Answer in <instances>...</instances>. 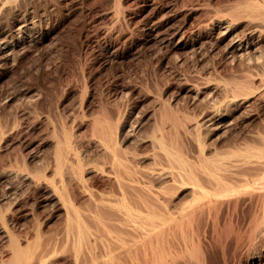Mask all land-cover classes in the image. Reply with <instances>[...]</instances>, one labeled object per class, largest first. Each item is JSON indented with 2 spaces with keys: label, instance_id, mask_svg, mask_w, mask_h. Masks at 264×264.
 I'll use <instances>...</instances> for the list:
<instances>
[{
  "label": "rangeland",
  "instance_id": "obj_1",
  "mask_svg": "<svg viewBox=\"0 0 264 264\" xmlns=\"http://www.w3.org/2000/svg\"><path fill=\"white\" fill-rule=\"evenodd\" d=\"M4 1L1 38H11L17 19L25 16L40 23L43 35L0 68V210H5L18 237L40 223L46 235L56 233L64 213L42 187L22 176L9 177L8 168L42 169L52 159L51 127L64 122L76 132L75 144L85 149L81 151L93 154L97 147L90 123L102 109L119 117L124 136L135 137L152 131L164 102L190 128L203 121L206 144L224 153L226 160L249 159L252 164L264 160L257 151L264 142V36L261 49L233 60L224 49L225 41L216 37L219 30L211 28L213 13L217 9L226 13L225 5L236 0H18V7ZM245 23H236V29L243 30ZM154 24L162 31L180 26V32L166 40L155 38L146 34ZM208 31H213L211 37L203 36ZM250 74L254 83L242 93L233 92L232 86ZM217 105L224 119H207ZM259 186L238 187L195 203L191 185L178 189L176 201L191 204L171 230L177 239L186 235L190 240L174 247L182 253L178 264H264V187ZM6 195L12 200L19 197L8 210ZM221 200L225 202L218 206ZM228 200L235 203L228 205Z\"/></svg>",
  "mask_w": 264,
  "mask_h": 264
},
{
  "label": "bare ground",
  "instance_id": "obj_2",
  "mask_svg": "<svg viewBox=\"0 0 264 264\" xmlns=\"http://www.w3.org/2000/svg\"><path fill=\"white\" fill-rule=\"evenodd\" d=\"M15 1L18 2L5 0L4 4ZM14 4L17 6L16 2ZM225 9L226 13H221V9H217L216 14L213 13L211 28L219 30L216 37L218 41H225L224 49L229 57L234 60L261 49L260 41L264 36V0H236L227 3ZM242 21L246 22L245 27L237 30L236 23ZM39 25L33 18L25 16L17 19L11 38H1L5 31L0 30V68L20 48L31 47L40 42L43 35ZM179 32L180 26L170 25L162 31L154 24L149 26L146 34L165 39L167 36L174 37ZM212 32L208 31L203 36H210ZM188 40L183 44L186 45ZM254 80L251 74L245 76L243 81H237L232 86L233 92L242 93ZM246 97L247 100L248 96ZM161 107L163 112L159 119L154 120L152 131L143 133L144 135L142 132V135H138L140 133L136 134L135 131V137L132 134L129 136L133 130L128 133L129 137L124 136L126 132H121L123 127L119 117L114 119L106 109H102L101 113L91 118L89 133L97 147L91 152L93 154L89 150V154L81 151L82 148L75 144L76 135L73 137L76 132L73 133V129L70 126L72 130L68 128L63 121L64 123L51 127L54 147L52 157L49 158L52 159L44 160L42 169L38 168L34 173L24 171L23 165L15 168L14 161H10L12 165L9 166L14 165V168L7 167L9 177L22 176L37 187H42L53 202L61 206L64 216L62 215L63 226L58 231L54 229L56 233L46 235L42 224L34 226L35 223L34 227L26 229L23 236L18 237L17 231L14 232L9 225L5 210L1 209L0 241L3 240L5 246L1 247L0 264H178L177 256L180 257L182 253L173 249L176 245L181 246V243L188 245L190 240H187L186 235L177 239V234H172L171 230L191 205L176 201L174 194L178 189L191 185V202L195 203L205 199L212 200L211 197L234 191L238 187H264V160L254 164L249 159L243 162L226 160L224 153L217 148L211 149L206 144L201 135V126L205 124L203 121L202 124L200 121L194 122L190 128L166 103L163 102ZM210 118L218 121L224 119L223 111L218 105L207 119ZM50 124L53 123L50 121ZM89 139L92 141V138ZM82 150L85 151L84 148ZM247 151L250 153L251 148L247 147ZM257 151L264 157V142ZM43 162H40L41 166ZM100 176H104L106 180L98 181ZM262 194L263 191L260 195ZM10 196L6 195L3 199L7 210L13 202L18 203V196L15 199L13 197L14 200ZM224 202L221 200L218 206ZM231 202L233 201L228 200V205ZM37 220L39 223L40 219Z\"/></svg>",
  "mask_w": 264,
  "mask_h": 264
}]
</instances>
